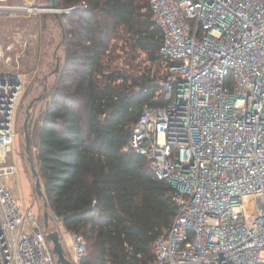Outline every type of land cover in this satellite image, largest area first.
<instances>
[{
  "label": "built area",
  "instance_id": "1",
  "mask_svg": "<svg viewBox=\"0 0 264 264\" xmlns=\"http://www.w3.org/2000/svg\"><path fill=\"white\" fill-rule=\"evenodd\" d=\"M148 3L162 36L164 103L143 107L129 145L171 185L177 206L150 264H264V0ZM21 88L19 76L0 71V264H55L7 182L18 171L9 157ZM50 219L81 264L84 236Z\"/></svg>",
  "mask_w": 264,
  "mask_h": 264
},
{
  "label": "trees",
  "instance_id": "2",
  "mask_svg": "<svg viewBox=\"0 0 264 264\" xmlns=\"http://www.w3.org/2000/svg\"><path fill=\"white\" fill-rule=\"evenodd\" d=\"M81 1L85 7L54 15L64 58L35 127L43 200L67 231L84 236L81 264H150L177 206L171 185L129 141L143 107L164 103L156 75L135 62L143 53L161 63V32L148 0L55 5ZM114 39L123 41L122 55Z\"/></svg>",
  "mask_w": 264,
  "mask_h": 264
},
{
  "label": "rangeland",
  "instance_id": "3",
  "mask_svg": "<svg viewBox=\"0 0 264 264\" xmlns=\"http://www.w3.org/2000/svg\"><path fill=\"white\" fill-rule=\"evenodd\" d=\"M31 1L35 6L25 5V0H3L1 3L4 8L0 10V46L3 51L0 71H9L14 76H19L22 81L21 93L14 113V136L12 152L9 157L18 171L11 175L7 182L10 183V190L18 199L22 210L24 212L32 211L38 225L45 232L54 230L55 225L51 219H49L47 228L43 223V213L45 210L48 212V209L44 206L43 196L36 193L35 177L32 176L29 168L24 138V119L29 102L38 97L29 108L30 116L26 127L30 139L29 153L35 169L38 171L35 127L39 114L45 106V94L53 82L56 64L58 63L60 68L63 62L64 48L60 44L61 29L56 23L54 13L31 9L47 6L50 4V0ZM10 8H21V10H10ZM111 43L116 45V54L122 55L123 51H120V46L123 45V41L114 39L111 40ZM122 59H117L113 64L121 66ZM135 62H139L142 67L150 68V72L156 77L163 74V64L147 61L143 53L137 56ZM37 176L39 177L38 173ZM60 240L65 255L70 258L62 237ZM48 245L52 248L51 242L48 241ZM53 257L55 264H58L54 253Z\"/></svg>",
  "mask_w": 264,
  "mask_h": 264
},
{
  "label": "water",
  "instance_id": "4",
  "mask_svg": "<svg viewBox=\"0 0 264 264\" xmlns=\"http://www.w3.org/2000/svg\"><path fill=\"white\" fill-rule=\"evenodd\" d=\"M30 1L31 0H25V5L35 6L33 4V2L31 1V3H30ZM11 9L12 10H21V8H10V10ZM31 9L33 11H39V10L40 11H51L54 13L55 16H58L59 13L61 14V13L65 12L63 9H59L58 7H56L55 0H50V4L47 6L33 7ZM58 65L59 64L57 63L55 71L58 69ZM36 99H38V97L31 100L27 106L28 111L26 112V118L24 119V126H25L24 138H25V144H26V153H27V156L29 158V168H30L32 176L35 177L36 193L38 195L42 196V184H41L40 178L37 176V171L35 169L33 161L31 160V156L29 153L30 142H29L28 129L26 128L28 118L30 116L29 108L32 106L33 101H35ZM44 206H46L45 201H44ZM49 219H50V215L47 212V210H45L43 213V223H44L45 228L48 227ZM44 236L49 242H51V245H52L51 250L56 255V262L58 264H74L72 262V260L70 258H67V256L65 255L64 248H63L62 242L60 240V234H59V231L57 229H54L51 231H45Z\"/></svg>",
  "mask_w": 264,
  "mask_h": 264
},
{
  "label": "crops",
  "instance_id": "5",
  "mask_svg": "<svg viewBox=\"0 0 264 264\" xmlns=\"http://www.w3.org/2000/svg\"><path fill=\"white\" fill-rule=\"evenodd\" d=\"M1 3H3V0H1ZM31 3V2H30ZM12 186V185H11ZM12 189V188H11ZM15 196V195H14ZM16 197V196H15Z\"/></svg>",
  "mask_w": 264,
  "mask_h": 264
}]
</instances>
